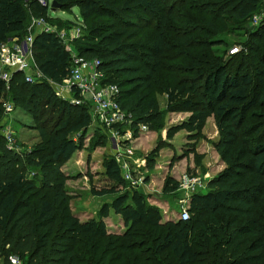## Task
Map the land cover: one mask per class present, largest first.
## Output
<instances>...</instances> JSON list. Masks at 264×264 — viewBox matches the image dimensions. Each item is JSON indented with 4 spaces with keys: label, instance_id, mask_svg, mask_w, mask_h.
<instances>
[{
    "label": "trees",
    "instance_id": "1",
    "mask_svg": "<svg viewBox=\"0 0 264 264\" xmlns=\"http://www.w3.org/2000/svg\"><path fill=\"white\" fill-rule=\"evenodd\" d=\"M54 2L60 10L76 7L88 24L71 44L77 55L97 60L104 82L117 86L116 104L128 115L117 130L126 125L136 136L140 125L159 129L167 111L189 112L166 128L171 137L182 128L198 130L212 115L213 146L224 167L209 179L210 190L189 196L186 219L162 221L111 155L102 161L107 184L90 193L114 196L95 217L80 219L68 203L61 166L81 147L89 115L47 83L67 76L69 51L55 32L34 33L30 58L42 79L26 82L20 72L0 79V115L11 103L29 115L38 136L30 149L16 151L0 134V254H15L24 264H264V59L254 57L258 64L248 72L244 51L260 47L264 21L238 52L221 57L211 49V38L245 23L258 0ZM47 10L38 0H0V43L28 34L29 17H46ZM91 17L108 22L87 23ZM141 30L148 34L138 38ZM161 71L173 74L162 90L164 108L153 94ZM247 118L253 121L244 125ZM102 136L96 145L107 142ZM176 185L166 182L162 190L174 192ZM110 210L125 227L120 233L106 227ZM195 233L205 239L193 240ZM248 235L254 239L243 245Z\"/></svg>",
    "mask_w": 264,
    "mask_h": 264
},
{
    "label": "rangeland",
    "instance_id": "2",
    "mask_svg": "<svg viewBox=\"0 0 264 264\" xmlns=\"http://www.w3.org/2000/svg\"><path fill=\"white\" fill-rule=\"evenodd\" d=\"M50 1L45 0L47 9ZM53 9L57 10L59 8L53 7ZM55 10L48 12L49 15L69 19L60 29L66 35V44L70 35L76 30V27H79L77 19L73 15L76 14V9H72V11L70 9V13L61 12L60 9ZM144 19H147L148 23L152 25L153 21L151 18L145 17ZM46 20H43V23L47 27H50L51 23L53 24L54 22L48 18ZM91 22L104 23L108 22V19L91 17L87 23ZM80 24L81 35V33L86 32L88 24L85 22L84 25L82 22ZM256 27H253L248 20L240 25H227L225 30L219 31L211 38L213 41L211 49L214 55L225 56L229 54L228 50L232 47H236V52H238L243 46L242 44L246 42L249 33L253 32ZM146 34H148V30H141L137 37L139 38L140 35ZM258 43L260 47L254 53L250 50H244L247 53L245 58L248 72L252 70L253 66L258 64V61L254 60V57L260 55L264 59V37ZM29 72L27 70L24 74L30 75ZM24 74H21V79H23ZM172 75L163 71L156 75L157 84H154L153 94L160 108H164L166 104V94L162 91L163 87L167 82L171 81ZM159 84H161V87H159ZM69 98L74 99L68 93L66 98L62 100L68 102L67 99ZM78 105H84L87 112L90 110L84 101L83 104L78 103ZM256 109L253 108V111ZM2 112L0 115V126L2 125L1 127H4L10 133L13 147L17 151H26L38 142L37 132L32 128V119L28 114L14 107L12 104L11 110L8 113ZM188 115L189 112L167 111L164 113L163 125L159 129L153 131L146 130V132L138 130L136 136H133L126 125L118 127L119 138L125 140L123 142L128 143L133 150L132 156L126 158L130 179L134 180L138 178L142 182L139 185L140 187H137L127 180L128 186L130 188H138L137 191L144 196L146 202L158 208L162 221L167 219L176 220L181 209L187 208L189 197L184 195L182 190H179L182 177H195L199 179V181H202L207 186L202 191L205 192L207 189H211L207 185L209 179L214 177L224 167V163L219 159L213 146L217 138V132L212 115L207 116L203 125L196 131H188L182 128L177 130L171 137L166 136V128L173 124H179ZM252 121L253 119L247 118L244 125ZM102 134H104V138L102 136L104 141H108V132L89 116V125L83 133L81 147L71 155L62 167L68 177L66 183L64 182V189L69 197L68 203L72 211L78 212L77 215L80 219L96 216L102 204L109 203L114 196L110 194L93 197L90 193L91 187L98 189L107 184L102 174V161L104 158L111 156V152L109 146L106 145L107 142L103 145H96L101 140L100 136ZM166 182L168 186H171L172 182L177 183L176 190L174 192H164L162 189ZM104 221H106L107 229L110 232L120 233L125 228L111 210ZM196 231L199 232V230ZM195 235H198V233L193 235V240L205 239L204 236L197 238L194 237ZM253 239L254 236L248 235L244 238L243 245H247Z\"/></svg>",
    "mask_w": 264,
    "mask_h": 264
},
{
    "label": "built area",
    "instance_id": "3",
    "mask_svg": "<svg viewBox=\"0 0 264 264\" xmlns=\"http://www.w3.org/2000/svg\"><path fill=\"white\" fill-rule=\"evenodd\" d=\"M42 5H45V0H38ZM249 23L256 27L264 21V0H258L256 9L250 14L248 18ZM79 27L70 35L68 43L65 44L66 35L63 30H51L43 23V19L38 17L32 20L31 24L27 26L28 34L19 38H7L4 42L0 43V79L7 82L10 76L15 72L24 74L25 71H30V75L24 74V81L35 82L42 79L40 73L35 69V66L30 58L31 41H32V28L39 25L45 32H55L59 41L65 46L70 53V65L68 68L67 76L58 82L47 80V83L53 89L54 95L58 98L65 99L69 93L74 99H67L69 103L83 104L86 102L89 107L88 115L92 120L97 121L98 125L108 132L107 144L109 146L111 155L117 163L122 178L129 180L132 185H141V180L130 179V173L126 158L131 157L133 150L128 143H124L119 138V132L116 128L117 125L127 124L128 115L122 111L116 104V95L118 88L113 83L104 82L103 71L97 69V60L84 59L76 54L71 48L72 40L80 36L81 20L77 21ZM39 27V28H40ZM71 45V46H70ZM237 51L236 47L228 50L229 54ZM32 64V65H31ZM4 111L11 110L10 103H4ZM138 130L146 131V127L140 125ZM0 134H2L5 144L8 148L14 149L10 133L4 127H0ZM205 183L199 181L195 177H182L179 184V190H182L184 195L189 197L193 193L202 192L205 189ZM207 187V186H206ZM188 212L186 209H181L178 214L179 219H186ZM0 264H24L21 259L15 254H8L3 256L0 254Z\"/></svg>",
    "mask_w": 264,
    "mask_h": 264
},
{
    "label": "crops",
    "instance_id": "4",
    "mask_svg": "<svg viewBox=\"0 0 264 264\" xmlns=\"http://www.w3.org/2000/svg\"><path fill=\"white\" fill-rule=\"evenodd\" d=\"M72 9H76V14H73L75 17H76V19H77V21H79L80 19H79V15H78V11H77V8L75 7V8H71V11H72ZM57 10H59V9H57ZM57 10H55V11H57ZM50 11H54V10H50V9H48L47 10V12H46V14H45V16L46 17H41L43 20H46V18H48V19H50V20H52V21H56V20H60L61 22H64V21H67V20H69L68 18H60V17H57V16H51V15H49V13L48 12H50ZM61 12H69V11H65V10H61ZM70 13V12H69ZM35 16H33V15H31L30 17H29V21H28V23H27V26H28V24L29 23H31L32 22V20H34V19H36V18H38V17H35ZM31 21V22H30ZM47 21V20H46ZM54 21V22H55ZM54 22H53V24L51 23V26L49 27L51 30H53V29H61V28H58L55 24H54ZM26 26V27H27ZM40 26L39 25H37V26H35V27H33L32 28V32H31V34H34V33H38V32H40L41 30L40 29H42L41 27L39 28ZM27 29V28H26ZM71 46V45H70ZM71 48H73L72 46H71ZM32 61V60H31ZM146 132V131H145ZM106 145L108 146V144L106 143ZM135 153H137V152H135ZM64 165V164H63ZM63 165L61 166V170L63 171V169H62V167H63ZM64 172V171H63ZM68 179H66L65 180V183H66V181H67ZM93 197H99V196H94L93 195ZM73 212H75L76 214H78V212H76V211H74L73 210ZM113 213V212H112ZM114 214V213H113ZM115 216H117L118 217V219L120 220V222H121V224H122V221H121V219H120V217L118 216V215H116V214H114ZM108 216V215H107ZM106 216V217H107ZM89 217H95V216H89ZM89 217H85L84 219H86V218H89ZM105 217V218H106ZM105 218H104V220H105ZM105 222V224H106V221H104ZM122 226H123V224H122ZM106 227H107V225H106Z\"/></svg>",
    "mask_w": 264,
    "mask_h": 264
},
{
    "label": "water",
    "instance_id": "5",
    "mask_svg": "<svg viewBox=\"0 0 264 264\" xmlns=\"http://www.w3.org/2000/svg\"><path fill=\"white\" fill-rule=\"evenodd\" d=\"M53 7H58V5L54 2V0H51L49 5H48V9L55 10V9H53Z\"/></svg>",
    "mask_w": 264,
    "mask_h": 264
}]
</instances>
